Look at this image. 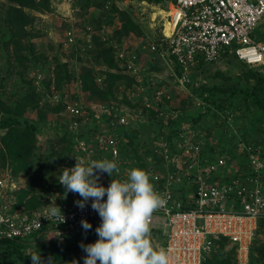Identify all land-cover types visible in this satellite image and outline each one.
Wrapping results in <instances>:
<instances>
[{
  "label": "built area",
  "instance_id": "1",
  "mask_svg": "<svg viewBox=\"0 0 264 264\" xmlns=\"http://www.w3.org/2000/svg\"><path fill=\"white\" fill-rule=\"evenodd\" d=\"M64 1L76 7L77 0ZM160 4L166 12L161 31L167 48L153 42L151 52L166 60L176 82L183 87L195 66L227 55L264 74V41L254 36L264 18V0H165ZM75 33L76 29L67 31L65 45L76 43ZM116 46L117 60L124 71H139L141 59L136 49L124 44ZM35 78L42 87L43 75L39 72ZM97 81L101 83L102 77ZM138 81L135 94L141 97L140 102L131 96L130 100L143 104L142 108L138 105L131 109L130 104L120 106L116 101L86 107L68 98L67 93L53 92L52 99L63 102L68 115L64 121L60 118V123L75 133L81 135L91 128L92 114L99 119L97 128L77 138L67 167L75 165L76 158L85 164L114 160L119 172L113 170L112 177L104 172L98 182L108 186L111 179L126 180L129 170L135 167L121 153L125 129L144 124L148 120L145 109L157 112L158 119L180 117L181 107L168 105L163 91L156 89L154 78ZM76 85L81 89L80 81ZM206 96L194 97V106L208 105ZM196 106L189 109H198ZM160 132L159 137L153 133L151 154L145 156L148 165L142 168L165 201L150 217L151 241H155L154 235L166 234L163 247L169 252V264H208L219 247L218 241L226 238L229 245L236 247L238 262L248 264L264 221V145L242 142L236 157L216 152L211 159L206 149L211 138L205 140V133L196 131L192 121H182L175 134L166 126H161ZM17 183L13 177L0 178V240H24L41 231L48 238L63 240L82 227V219L92 224L101 222L91 201L83 209L74 203L80 196L69 202L50 201L61 208L63 222L46 218V205L34 213L15 208L14 194L20 188Z\"/></svg>",
  "mask_w": 264,
  "mask_h": 264
},
{
  "label": "rangeland",
  "instance_id": "2",
  "mask_svg": "<svg viewBox=\"0 0 264 264\" xmlns=\"http://www.w3.org/2000/svg\"><path fill=\"white\" fill-rule=\"evenodd\" d=\"M50 1L52 9L49 11L26 9L34 20L28 26L29 35L22 37V39L27 45L31 44L33 46L38 67L34 68V62H29V69L21 75L23 69L14 60L15 44L10 42L8 47L5 45L12 39L13 35L10 26L6 22L8 10L13 4L0 0V102H5L9 106L16 104L17 95L14 92H22L30 81L35 84V75L39 72L43 75L44 79L42 81L52 80L51 92L58 91L54 85V78L55 69L60 62L67 63L69 71L78 75L83 66H93L99 73H105V76L99 74L104 79L107 78V72L125 75L114 84L113 93L108 98H103L99 94L93 96L91 92L86 93L83 91L84 94H81L80 88H77L76 80L72 79L68 82L62 92L67 93L68 98L71 100L80 101L86 107L112 104L116 101L120 106L130 104V108L134 109L139 103L133 104L132 101L136 99L140 102L141 99V97L136 98L135 94V88L140 85L138 79L146 81L150 77L154 78L156 89L163 91L168 105L188 108H195L196 98L194 97H201L196 92L202 91L203 88L218 87L219 89L235 88L242 90L249 89L254 84L253 80L247 78L244 73L248 69L256 68L247 67L231 55L222 56L213 63L195 66L191 71L190 81L186 83L185 87L176 82L166 60L156 57L151 52L153 42L162 45L164 49L167 48V41L161 31V24L164 21L163 14L166 15V13L164 6L160 3L150 0H77L76 7H71L64 0ZM122 11L129 14L140 27L142 33L132 32L124 37L122 41H119L118 35L123 21L120 14ZM70 29H76V43L67 46L64 39ZM254 36L258 40L264 41V18ZM98 41L108 47H113L115 54H113L112 59L117 62L116 48L118 46L116 45L124 44L129 49H136L141 59V71H136L135 74L134 72L127 73L119 62L118 67H112L109 68V71H106L105 65H101L95 60V56L102 49ZM24 52L28 54L29 51ZM97 84L101 87L106 86L105 82L103 84L98 82ZM205 93L210 95L208 92ZM130 96L133 98L132 101ZM232 102L234 104L233 112L226 108L224 112L219 111V117L213 116L211 113V125H214V133L209 134V131H207L205 133L207 137L218 145L216 140L226 130L224 135L229 137L226 141L228 146H232V142L236 144L239 139H248L251 142L262 141L264 145V112L251 101H247L244 95L234 97ZM48 104L51 107L60 106V103L52 100L49 94L43 96L42 99L40 98V106L46 111L47 120L45 126H42V130L37 135L38 144L34 164L28 170L14 173L10 161L5 166L0 163V178L13 177L20 185L18 193L21 189H27L29 184L32 183L33 188L23 203L19 204L18 193L15 192L14 194L15 208L22 209L27 213H34L53 200L69 202L79 196L78 193L65 192L64 187L58 181L59 172L67 167L74 155L73 146V151L67 152L63 163H58L56 160L57 156L66 151V142L63 143L59 140L62 136L58 132L59 126L57 124L60 123V118L63 120L68 115L64 113L63 108L59 112H54L48 108ZM142 106L143 104H140L138 107L142 108ZM207 106L205 105L203 108L196 106L198 108L197 112L204 111ZM38 114L37 110H28L26 117L37 119ZM204 119H207V117ZM225 122L230 125V130H227ZM2 133L0 132V136ZM145 138L146 134L143 132V139ZM32 197L40 200V205L34 209L27 207V201L31 200ZM154 238L153 245L156 248L163 247L166 234L154 235ZM23 241L31 243L34 241V236H29ZM263 243L264 227L259 232L253 246L258 247ZM232 250H235V254L231 252ZM236 251L235 247L226 243L222 251L219 247L214 252L211 260L216 259L214 261L222 264H240ZM219 255L220 257H217ZM229 256L230 260L225 263Z\"/></svg>",
  "mask_w": 264,
  "mask_h": 264
},
{
  "label": "trees",
  "instance_id": "3",
  "mask_svg": "<svg viewBox=\"0 0 264 264\" xmlns=\"http://www.w3.org/2000/svg\"><path fill=\"white\" fill-rule=\"evenodd\" d=\"M5 1L13 4L8 10V16L6 19L13 35L12 39H10V41H8L5 45L8 47L10 42L15 44L14 60L19 67L23 69L20 73L23 75L24 72L29 69V62H34V68L38 67V63L35 60L36 54L33 46L31 44L27 45V43L22 39V37L29 35L28 26L32 24L34 20L33 16L30 15L26 9L49 11L52 9V5L50 0ZM150 1L162 3L165 0ZM120 14L123 21L118 35L119 41H122L124 37L128 36L132 32L137 34L142 33L140 27L133 21L127 12L122 11ZM98 44L102 49L99 52L97 51L98 53L95 56L96 62L101 65H105L107 68L106 71H109V68L118 67V62L113 61L112 59L113 54H115L113 47H108L100 41H98ZM24 51L29 52L27 54V52ZM203 64L204 63L201 62L197 66H203ZM68 68L69 65L67 63L60 62L55 69L54 85L60 92H62L68 82L73 79L76 80V82L80 81L82 91L86 93L91 92L93 96L94 94H99L103 98H108L109 95H112L113 93L114 84L121 77H125L124 74L122 75L107 72V78L104 79L101 75L104 74L105 76V73H99L93 66H83L79 75L74 72L71 73ZM244 75L254 82L253 86L249 89H219L218 87H213L207 89L203 88L202 91H197L196 93L201 95V97L207 95L205 92L210 93V95L208 94L204 98L208 106L204 111L202 110V112H197L198 109L190 110L188 107H181L182 114L180 117L165 120L163 118L158 119V117H156L157 112L154 110L145 109L144 111L147 113L148 120L137 128H129L124 131L125 139L123 140L121 147L123 157L128 158L131 161L132 166L135 168L142 169L147 166L148 163L145 160V156L151 154L149 147L154 138L153 133L159 137L161 134V126H166L169 132L175 134L177 133L181 122L187 120L192 121L195 130H199L201 134H204L207 131H209V134H213L214 125H211V113L213 116L219 117V111L224 112L226 108L233 112L234 104L232 100L238 95H244L247 101H251L258 109L264 112V74L259 69H248ZM99 76L102 77V84L105 82L106 86H98L97 79ZM51 85V79L42 81L41 88H39L36 83L34 84L33 81H30L22 92H14V94L17 95L16 104L14 106H9L5 102H0V132H3L0 136V163L5 166L10 161L14 173L21 170H28V168L35 162V153L38 144L37 135L45 126V122L47 120L46 111L40 106V98L42 99L43 96H47L48 94L52 98L53 93L50 89ZM59 103L60 106L57 107H51V105L48 104V108L54 112H59L62 108L64 109L63 102ZM28 110H37L39 112L37 115L38 118L30 119L26 117V112ZM205 117H207V119H204ZM92 119L93 120L90 124L91 128L89 126V128L81 135L70 130L65 124H57L59 126L58 132L62 136L59 140L63 143L66 142V151H63L61 155L56 158L58 163H63L67 152L70 153L73 151V146L76 143L77 138L90 133L94 128L98 127L97 123L99 119H94L93 114ZM104 119L109 121L105 116ZM226 128L227 130L231 129L228 123H226ZM143 132L146 134L145 139H143ZM225 132L226 130H224V133ZM224 133L216 140L218 145H216L215 141L212 142L213 144L207 143L206 149L211 159L214 158L216 152H219L220 155L236 157V149L239 146V143L242 142H247L253 145L262 144V141L251 142L248 139H239V142H236V144L232 142V146H228L226 141L229 137H225ZM207 138L208 137L205 134L204 139L206 140ZM141 150H144V153H141ZM32 188L33 185L30 183L27 189H21L19 193L18 191L16 192V194L18 193L19 204L23 203L24 199H26L30 194ZM39 205L40 200L38 198L36 199V197H32L31 200L27 201L28 208L34 209ZM99 224H92L93 227L88 229L87 232H85V230L81 227L74 234L66 235L63 240L60 238H48L47 235L42 234V231L34 235V241L31 243H27L23 240L1 239L0 264H31L30 257H26L30 250L41 252L44 257L49 255L53 256L55 264H73L72 261L77 259H79L80 264H83V256L85 253L80 247V243L81 241L84 243L94 242L98 238L95 228ZM263 227L264 221L261 222V229ZM218 243L222 251L224 245L227 243V239L221 238ZM231 252L235 254V250H232ZM217 257H220V255ZM233 259L236 263L235 257ZM214 260H210L208 264H222L221 262H216ZM229 260L230 256L227 258L225 263H228ZM249 262L250 264H264V243L258 247L253 246L251 248ZM97 264H99V262H97Z\"/></svg>",
  "mask_w": 264,
  "mask_h": 264
},
{
  "label": "clouds",
  "instance_id": "4",
  "mask_svg": "<svg viewBox=\"0 0 264 264\" xmlns=\"http://www.w3.org/2000/svg\"><path fill=\"white\" fill-rule=\"evenodd\" d=\"M76 161L75 165L61 169L58 181L65 192L79 194L81 199L74 201L78 207L83 209L91 201V207L101 218L95 228L98 238L80 243L85 253L83 264H169L168 250L156 248L150 240V217L165 201L154 189L148 173L132 168L126 180L111 179L104 186L98 182L100 174L107 172L112 177L113 170L119 172L114 160H92L88 164L78 158ZM46 207V218L64 221L56 203ZM80 223L85 232L93 227L87 219ZM26 257H30L31 264H55L53 256L44 257L41 252L30 250ZM72 262L80 264L79 259Z\"/></svg>",
  "mask_w": 264,
  "mask_h": 264
},
{
  "label": "bare ground",
  "instance_id": "5",
  "mask_svg": "<svg viewBox=\"0 0 264 264\" xmlns=\"http://www.w3.org/2000/svg\"><path fill=\"white\" fill-rule=\"evenodd\" d=\"M166 13V12H165ZM162 14V13H161ZM164 15V14H163ZM165 16V15H164ZM167 24V23H166ZM168 25V24H167ZM167 33H168V30H167Z\"/></svg>",
  "mask_w": 264,
  "mask_h": 264
},
{
  "label": "crops",
  "instance_id": "6",
  "mask_svg": "<svg viewBox=\"0 0 264 264\" xmlns=\"http://www.w3.org/2000/svg\"><path fill=\"white\" fill-rule=\"evenodd\" d=\"M54 5V4H53ZM55 6V5H54Z\"/></svg>",
  "mask_w": 264,
  "mask_h": 264
}]
</instances>
